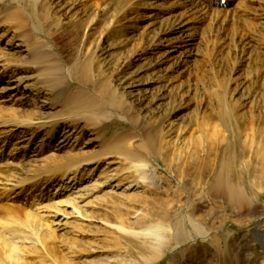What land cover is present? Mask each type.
<instances>
[{"label":"rangeland","instance_id":"374dc122","mask_svg":"<svg viewBox=\"0 0 264 264\" xmlns=\"http://www.w3.org/2000/svg\"><path fill=\"white\" fill-rule=\"evenodd\" d=\"M34 1L47 10L0 0V109L31 111L22 118L0 110V170L30 162L33 177L17 182L9 198L0 189V206L23 205L12 223L14 261L264 264V0H226L234 20L223 13L217 23L189 0ZM10 2L24 9L19 28L5 20ZM39 11L45 20L35 19ZM163 22L173 28L161 32ZM32 41L57 55L62 95L44 88ZM91 57L99 70L90 66L81 77ZM82 92L97 100L99 118L78 119L66 105ZM118 138L123 150L106 151ZM195 146L209 147L208 159ZM75 160L79 171L58 174ZM219 176L246 201L217 194ZM25 210L37 219L26 221ZM7 261L4 254L0 264Z\"/></svg>","mask_w":264,"mask_h":264},{"label":"bare ground","instance_id":"6f19581e","mask_svg":"<svg viewBox=\"0 0 264 264\" xmlns=\"http://www.w3.org/2000/svg\"><path fill=\"white\" fill-rule=\"evenodd\" d=\"M31 2H32V7H33V9L34 10H36L37 8L39 9L40 8V10L42 9V10H44V9H46L47 10V6L46 5H44V4H38L37 5V2L36 1H34V0H30ZM42 1V0H41ZM84 1H86V0H84ZM107 0H101V2H106ZM125 1V0H124ZM131 1L132 0H128V2H127V6H129V7H132V3H131ZM35 2H36V5H35ZM39 3V2H38ZM189 5L191 6L192 4H194L193 6H191L193 9H197V10H199L200 9V7L199 6H201V4H204L203 6H201V10H205L206 11V17L208 18V19H210V21L213 23L214 21L217 23L218 22V19L219 18H221V17H224V15L223 16H220L221 14H223V13H225V16H227V14H226V10L223 8V5L221 4V1L220 0H189ZM14 5H16V4H14ZM14 5L10 2V4L9 5H5L6 6V8L5 9H10L9 11H8V14L5 16V20H9V22H13L12 24H15V26L16 27H20V26H22V22H23V20L25 21V19L26 18H24V9H23V7L21 6V5H19L18 3H17V6L16 7H14ZM186 5V4H185ZM198 6V7H197ZM86 7L87 6H84L83 8H82V10H86ZM98 7V6H97ZM99 7H100V5H99ZM184 7V6H183ZM188 7V6H187ZM185 8V7H184ZM189 8V7H188ZM191 8V9H192ZM200 11V10H199ZM204 11V12H205ZM40 12V14L37 16V17H35V19L36 20H41V18H42V20H45L46 19V14H45V12L43 13L42 11H39ZM194 12V11H193ZM89 14V13H88ZM24 15V16H23ZM35 15H36V12H35ZM33 16V15H32ZM82 16V15H81ZM84 16V15H83ZM165 16V15H164ZM227 17H229L228 18V20H231L232 21V19H233V17H231V16H227ZM225 18V17H224ZM80 19H82V18H80ZM86 18H84V20H85ZM93 19V18H92ZM215 19H217V20H215ZM221 20V19H220ZM234 20V19H233ZM165 21V20H164ZM26 23H27V21H25ZM30 22H32L31 21V19H30ZM214 22V23H215ZM35 24V23H34ZM33 23H32V25H34ZM179 24V23H178ZM27 25V24H26ZM36 25V24H35ZM170 24H169V22H167L166 24H164V22H163V28H161V32H163V31H165V30H168V29H171V28H173V27H170L169 26ZM232 25V24H231ZM231 25H230V27H231ZM162 26V25H161ZM213 27V26H212ZM212 27H210V31H212ZM233 27V31L234 32H236V33H238V32H241V31H243L242 30V28H238V26H237V28H235L234 26H232ZM214 29H213V31L214 30H218V27H213ZM220 29V28H219ZM213 34V33H212ZM219 36H220V34H218ZM238 36V35H237ZM214 37V36H213ZM207 38V37H206ZM229 38V37H228ZM227 38V39H228ZM29 40V39H28ZM31 40V39H30ZM217 40V39H216ZM25 41V40H24ZM227 41V40H226ZM29 43V44H28ZM27 43V45L28 46H31L30 47V56L32 57V61H31V63L33 64V65H35V66H37L38 67V74L40 75V76H42V79H43V83H44V88H46V90H49L51 93H53V95L54 96H60V95H62L63 94V81L62 80H59L58 78V70H59V61H58V57H57V55L54 53V52H52V50L50 51V50H47L46 48H47V46H46V42L44 43H35V44H33L34 42L32 41V42H28ZM229 43V42H228ZM94 45V44H93ZM92 45V46H93ZM95 45H97V44H95ZM235 45H237L238 46V44H236L235 43ZM248 45V44H247ZM240 48V47H239ZM68 58V57H67ZM62 60V59H61ZM70 60V59H69ZM82 60V59H81ZM93 63L94 62V58H88V61L86 60V62L84 61V62H81V70H80V73H79V75H81V77H85L86 76V73H87V71L90 69V66H91V64L90 63ZM31 64V65H32ZM60 67H61V64H60ZM92 67V66H91ZM92 72L93 71H96L97 72V70H99V69H95V67L93 66L91 69H90ZM60 71V70H59ZM64 72V71H63ZM62 72V73H63ZM86 72V73H85ZM63 75V74H62ZM93 76H94V74H93ZM61 77V76H60ZM63 78V77H62ZM65 78V77H64ZM63 78V79H64ZM107 81V80H106ZM110 80H108V84L107 85H109L110 84V82H109ZM63 84V85H62ZM107 85L104 83L103 85H102V88L104 89V86H106V88L104 89V90H106L108 87H107ZM98 90H100L99 89V87H98ZM105 92V91H104ZM102 93V92H101ZM114 93V92H113ZM80 95H83V97H80L79 99H75L74 100V102H73V100H72V103H73V105L74 106H72L70 103H66V105H68L71 109L70 110H72V112H74L75 110L77 111L78 110V112H80V113H78L77 115H76V117L79 119V118H83V119H87V120H89V119H91L92 120V118H99L101 115H102V112L100 111V110H97V108H95L96 106H97V104H96V101L97 100H95L94 98H90V97H86L85 96V94H84V92H82V93H79ZM106 94V93H105ZM100 95V94H99ZM103 95V94H102ZM111 96H113V95H111ZM102 97V96H101ZM98 98H100V96L98 97ZM113 98H115V97H113ZM71 99V98H70ZM73 99V98H72ZM108 100H109V98H108ZM68 101V100H67ZM63 102V101H62ZM110 101H108V103H109ZM64 103V102H63ZM112 104H113V102H111ZM105 104V103H104ZM122 104V103H121ZM106 105V104H105ZM64 106V105H63ZM120 107V106H119ZM1 110V112H7L8 110H10V111H8L7 113H9V114H12L13 116H15V117H28V116H30L31 115V111H30V109H28V110H19V109H13V108H10V109H6V110H3V109H0ZM74 110V111H73ZM105 111H103V113H104ZM35 113H36V111H35ZM2 115V114H1ZM225 115V114H224ZM75 117V116H74ZM76 118V119H77ZM249 118H250V116H249ZM20 119V118H19ZM24 119H26V118H24ZM27 119H29V118H27ZM25 121V120H24ZM92 125V124H91ZM99 137V136H98ZM124 137V136H123ZM126 137V136H125ZM126 140H127V138H126ZM154 143V142H153ZM106 145H107V150L106 151H110V149L111 148H113V149H115V150H120L121 149V147H124L125 146V141H124V139L123 138H118V140H117V142L116 143H114V144H107L106 143ZM152 145V142H151V140H146L145 141V143H144V146H147V147H150ZM199 145V144H198ZM127 146V145H126ZM143 147V146H142ZM132 148V147H131ZM201 148V147H200ZM115 150H114V152H115ZM121 150H123V148L121 149ZM112 151V150H111ZM199 151H203V155H202V159H204V160H206V159H208V156L210 155V149H209V147H206V148H204V149H199L197 146H195L193 149H192V152L193 153H195V154H197ZM113 152V153H114ZM251 152V151H250ZM117 153V152H116ZM125 153H126V155H124V156H126L125 158H134L136 155H135V153H133V152H126L125 151ZM214 153V152H213ZM257 153V152H256ZM103 154V153H102ZM262 154V153H261ZM2 156H4V155H2ZM101 157V156H100ZM252 157V156H251ZM50 158V157H49ZM2 159V158H1ZM0 159V160H1ZM54 159H56V158H54V156L53 157H51L50 158V160L52 161H54ZM45 160H47V159H45ZM57 160V159H56ZM60 160H62V159H60ZM39 161V160H38ZM85 161H87V159L85 160ZM46 162V161H45ZM80 161H71V162H66V163H64L63 165H62V167L60 168V170L59 169H56V168H54L53 166V168L55 169V170H59L58 171V174H64V173H66V172H68V173H70V172H72V171H79L78 169H76V168H78V167H80L79 165L81 164V163H79ZM88 162V161H87ZM83 163H84V161H83ZM82 163V164H83ZM31 163L29 162V163H27V164H25V167H23V169H19V171L20 170H22V173H23V175H24V177H22V176H20L21 175V173H19V171L17 172V170H16V166L13 168V169H11L10 167V172H8V171H6V170H3V169H1L0 170V189H2L3 191H7L8 193L6 194L5 193V196L7 195V197L9 196V190L11 191V190H14L15 188L13 187V186H15V185H17V182H24L28 177H29V174H30V167H29V165H30ZM51 166V165H50ZM49 166V164H47V163H45V164H42L41 165V167L42 168H50L51 169V167ZM28 168V169H27ZM52 168V169H53ZM51 169V173H57V171L55 172L54 170H52ZM16 171V172H15ZM21 172V171H20ZM33 173V172H32ZM48 173V172H47ZM18 174H20V175H18ZM50 176V175H49ZM52 176V175H51ZM33 177H29V179H32ZM228 180V179H227ZM35 182V181H34ZM33 182V180H32V183H34ZM215 185H216V189H215V192L217 193V194H219V195H221L222 197H224L225 199H228V200H231L232 202H234V203H237V204H239V203H244L245 201H246V197L243 195V193H241L240 192V188H238V187H236V186H234V185H232V184H230L228 181H226V177H225V179L224 178H222V177H217L216 178V183H215ZM10 186H12V187H10ZM16 187V186H15ZM57 187V186H56ZM21 189H24L23 187H20ZM1 190V191H2ZM2 191V192H3ZM16 191H17V189H16ZM12 192V191H11ZM10 192V193H11ZM15 192V191H14ZM2 194V193H1ZM13 194V193H12ZM3 195H4V193H3ZM16 197V196H15ZM9 198V197H8ZM11 198V197H10ZM21 198V196H19V199ZM17 199V198H16ZM15 199V200H16ZM22 199H23V197H22ZM76 199V198H75ZM72 200V199H71ZM4 201V200H3ZM6 201H8V200H6ZM17 201V204H21V202L19 201V200H16ZM16 201H14L15 203H16ZM68 201H69V203H70V200L69 199H65V200H62V202L61 201H59V202H56V203H63V204H66V203H68ZM1 202V201H0ZM76 203V202H75ZM1 204V203H0ZM4 204V206H0V245L1 246H3V248L0 250V258H3V256H4V254H5V257H7L8 258V261H10L9 263L10 264H17V261H14V259L16 260V259H18V257L17 256H15V255H17V228H14L13 226H12V223H17V215H19V214H17V213H19V212H17V211H19V209L23 206H20V205H14L12 202H10V203H7V202H5V203H2V205ZM74 205V204H73ZM55 205L52 203V204H48V205H45V207L46 208H51V207H54ZM44 208V207H43ZM57 208V207H56ZM72 208V210L74 209V207H71ZM26 211V212H25ZM25 211H21V212H24L25 213V217H26V221L27 220H29V219H37V217L35 216H33V213L31 212V211H28V210H25ZM79 212V211H78ZM77 212V213H78ZM57 213V212H56ZM23 216V214L19 217V218H21ZM23 219V218H22ZM25 220V219H24ZM19 222V221H18ZM38 222V221H37ZM189 222V221H188ZM26 223V222H25ZM28 223V222H27ZM31 223V222H30ZM34 222H32V224H33ZM20 224H22L21 222H20ZM25 225V224H24ZM27 225V224H26ZM38 225H39V223H38ZM35 226H37V225H35ZM42 226V225H41ZM44 226V225H43ZM194 226V225H193ZM161 227V226H160ZM30 228H33V226H31ZM155 228H157L158 230H159V228L158 227H154L153 229L154 230H151V229H149V231H150V233L153 231V234H154V232H155ZM180 228V227H179ZM34 229V228H33ZM32 229V233H34L35 234V236H37L36 235V230H33ZM41 229H43V227H41ZM192 229H193V227H192ZM199 229V228H198ZM198 229H196L197 231H199ZM148 230V229H147ZM176 230H178V228H176ZM39 231V230H38ZM180 231V230H179ZM41 232V231H40ZM50 232V231H49ZM158 231H156L155 232V236H157V237H159V233H157ZM196 232V231H195ZM179 233V232H178ZM16 234V235H15ZM180 234H181V236L183 235V231H180ZM25 236V235H24ZM28 236V235H27ZM38 236H39V233H38ZM29 237V236H28ZM25 238H26V236H25ZM31 238V237H30ZM46 238V237H45ZM23 239V238H22ZM36 239V238H35ZM39 239V238H38ZM22 241V240H21ZM39 241L42 243V241L44 242V240H41V238L39 239ZM3 250H5L4 251V254H3ZM2 260V259H1ZM7 261V262H8ZM16 262V263H15ZM150 263V262H149ZM20 264H22V263H20Z\"/></svg>","mask_w":264,"mask_h":264}]
</instances>
